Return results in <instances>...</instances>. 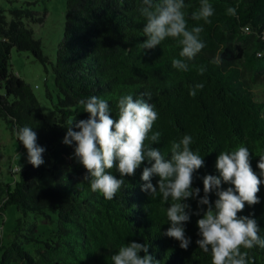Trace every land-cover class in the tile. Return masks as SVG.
<instances>
[{"label": "trees", "instance_id": "trees-1", "mask_svg": "<svg viewBox=\"0 0 264 264\" xmlns=\"http://www.w3.org/2000/svg\"><path fill=\"white\" fill-rule=\"evenodd\" d=\"M37 2L8 0L9 6L0 8V118L25 153L14 135L18 127L33 128L45 149V163L39 168L26 161L14 169L10 181L0 179V225L10 206L18 212L6 243L0 231V264H113L111 256L133 241L147 243L149 254L160 264H211L210 253L196 244L199 216L192 215L185 225L191 239L187 250L163 235L170 226L165 210L171 201L141 191L146 165L134 176H125L115 198L107 200L91 190L83 180L86 169L70 158L75 145L62 140L73 121L88 117L78 103L81 99L107 100L115 119L118 99L132 95L157 111L149 136L160 133L159 144L152 147L165 157L171 141L185 134L193 138L190 147L205 162L194 173L193 187L201 189L200 196L202 177L218 175L215 161L222 151L247 147L258 174L256 165L264 156V99L255 97L254 86L264 85V55L257 56L264 53V0H209L215 10L211 23L192 20L200 0H185L187 26H202L206 45L193 60L185 61L188 71L171 65L173 58L183 59L173 38L146 53L140 48L146 39V20L139 11L143 0H66L62 36L55 61L50 62L34 37L32 26L44 20V14L34 9ZM229 7L236 8L235 17L227 14ZM13 48L30 52L43 65L50 63L56 100L47 88L45 95L56 112L52 122L43 116L32 88L9 70ZM201 66L206 69L203 75L198 71ZM196 84L204 86L192 97L189 90ZM106 171L120 178L116 168ZM157 180L153 177L152 183ZM257 195L260 203L245 204L238 215L254 214L264 238V184ZM210 199L215 201L214 193ZM186 202L197 210V200ZM247 251L254 264H264V249Z\"/></svg>", "mask_w": 264, "mask_h": 264}, {"label": "clouds", "instance_id": "clouds-1", "mask_svg": "<svg viewBox=\"0 0 264 264\" xmlns=\"http://www.w3.org/2000/svg\"><path fill=\"white\" fill-rule=\"evenodd\" d=\"M143 5L139 11L146 20L143 27L146 39L140 48L146 53L166 38H173L181 48L179 56L183 59L173 58L171 65L179 71H188L185 61L193 60L206 45L201 39L203 27L189 29L187 26L185 0H159L158 3L143 0ZM214 11L209 0H200L199 9L191 14V19L211 23L209 18ZM227 14L235 17L236 8L229 7ZM262 55L264 53L257 52L258 57ZM198 71L203 75L206 69L201 66ZM203 86L196 84L189 90V95L195 97ZM145 96L151 98L150 93ZM78 103L88 117L73 121L67 127L62 143L75 145L70 158L86 169L83 180L89 182L93 192H99L107 200L114 199L124 184V177L134 176L137 169L146 165L141 174L144 182L141 191L153 198L159 196L166 203L171 201L165 210L170 226L163 235L179 241L180 248L187 250L191 239L186 236L185 225L192 215H197L200 218L196 222L199 237L196 244L204 253H210L211 264H254L247 250L257 246L264 249V238L259 235L260 226L254 214L238 213L244 210L245 204L260 203L257 193L264 184V156L259 157L257 174L252 169L247 147L220 152L215 161L218 175L202 177L204 194L200 196L201 189L194 188L193 181L194 173L204 167V158L198 150H192L193 138L187 134L179 141H171L167 157L160 149L152 147L160 140L159 132L149 136L158 119L152 104L144 99H134L132 95H122L117 103L118 118L114 119L108 101L103 98L90 96ZM14 135L26 149L29 164L39 168L45 163V149L37 143L38 136L33 128L18 127ZM145 141L150 143L146 145ZM112 168H116L119 179L106 171ZM153 177H158L155 185ZM222 184L229 186L224 188ZM212 193L216 196L214 202L210 199ZM189 199L197 200L195 212L186 202ZM111 260L113 264H160L149 254L147 243L135 241L120 246Z\"/></svg>", "mask_w": 264, "mask_h": 264}, {"label": "rangeland", "instance_id": "rangeland-1", "mask_svg": "<svg viewBox=\"0 0 264 264\" xmlns=\"http://www.w3.org/2000/svg\"><path fill=\"white\" fill-rule=\"evenodd\" d=\"M9 1H16L18 4L31 0ZM65 2L66 0H38L34 6L36 11L44 14L43 23L32 26L34 37L40 39L42 52L50 62L55 61L57 43L62 36ZM8 6V0H0V8H7ZM8 64L9 70L32 88L40 103L43 116L48 122H52L56 117V112L45 95V89L47 88L53 100H56L50 63L43 65L30 52L18 51L13 48L10 51ZM254 95L258 100L264 99V85H255ZM26 161L27 154L17 147L8 125L0 118V179L10 181L12 179L11 175H14V169L20 168ZM17 216L18 212L14 206H10L5 211L3 222L0 225L1 241L3 243L8 240V234L14 226Z\"/></svg>", "mask_w": 264, "mask_h": 264}]
</instances>
